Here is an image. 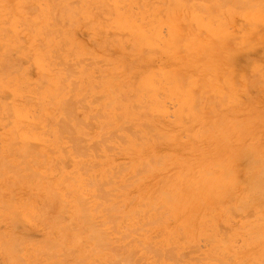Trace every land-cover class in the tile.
<instances>
[{"label": "rangeland", "instance_id": "rangeland-1", "mask_svg": "<svg viewBox=\"0 0 264 264\" xmlns=\"http://www.w3.org/2000/svg\"><path fill=\"white\" fill-rule=\"evenodd\" d=\"M164 1L0 0V206H4L0 207V264H82V261L83 264H264V199H257L260 194L257 189L260 188L253 185L257 177L261 179L259 176L264 175V0H254L257 5L253 9L247 8L248 12L244 8L250 4L245 6L246 2L243 7L239 0L242 12L236 6L234 8L239 12L234 11L231 4L236 2L239 5L234 0H226L224 8L221 1L225 0H213L217 5L222 3L217 10L216 6L214 9L211 6L213 2L209 5L212 0H193L196 5L189 0H166V4ZM160 2L165 5L162 3V7ZM198 3H205V8L212 7L210 9L215 10L217 16L213 12L210 16L209 11L205 13L206 10L202 9L204 13L200 12ZM159 6L170 9L167 13ZM186 7L194 13L196 9L199 12L194 16ZM175 8L183 9L177 15ZM159 10L165 13L161 15ZM217 12H223L224 16ZM255 12L259 14L255 15ZM165 14L172 16L168 18ZM205 14L210 16L209 20ZM196 15L205 17L203 21L211 24V29L218 32L215 31L217 37L225 28L230 35H237L228 45L232 47L227 51L226 48L219 50L222 47L215 41V34L211 33L214 39L192 40V32H199L195 21H192ZM252 22L254 28L250 25ZM160 23L162 25L158 27ZM174 23L179 27H174ZM171 24L178 31V28L189 27L181 29L186 32L183 35V31H177L183 38L181 42L179 37L180 44L177 43L176 48H173L170 39L166 41ZM138 29L145 30L152 42L141 40ZM251 30H254V35L250 34ZM204 31L202 29V33H207ZM157 32L159 37L155 36ZM208 41L215 45V48L212 47V58H183L187 55L184 49L189 44L201 46ZM243 41L251 43L244 45ZM254 42L255 47L252 46ZM217 43L219 48H216ZM230 49L236 55L229 54ZM228 66L232 68L230 71H227ZM216 70L222 74L218 71L219 74H215ZM223 73L233 79L230 77L228 80ZM224 93L228 96L225 102L221 101L225 100L222 99ZM144 127H149L148 131ZM60 135H64L63 138ZM28 146L32 149L29 150ZM83 151L86 153L81 154ZM256 153L262 161L254 158ZM251 159L256 160L251 163ZM258 162H263L261 171L260 167L256 169ZM254 163L257 165L254 166ZM147 164L148 167L145 166ZM256 172L262 174L256 176ZM225 173L232 174L228 182L222 179ZM251 175L253 183L248 186ZM210 177L213 178L209 181ZM213 179L217 182L215 185L211 184ZM260 181L257 184L264 185V179ZM209 182L211 185H208ZM246 190H251L250 194ZM161 192L164 196L160 197ZM110 194H113L112 197ZM248 196L249 200L253 199L252 202L248 200L249 204L246 203ZM254 200L259 201H255L256 204ZM113 204L117 205L114 207L116 210H120L112 211ZM250 204L251 207L248 206ZM79 205H82L81 209ZM159 206L161 209H158ZM113 215L116 217L111 218ZM100 226L104 227L101 229ZM112 228L117 232H111ZM99 235L102 236L99 238L101 243L106 241L105 246L95 240ZM21 238H25L24 241ZM18 241H21L19 245ZM49 241L50 244H47ZM95 242L100 245L97 247ZM14 245L18 246L16 250ZM90 248L93 250L90 251ZM149 250L153 252L149 253ZM123 251L128 255H124Z\"/></svg>", "mask_w": 264, "mask_h": 264}, {"label": "bare ground", "instance_id": "bare-ground-1", "mask_svg": "<svg viewBox=\"0 0 264 264\" xmlns=\"http://www.w3.org/2000/svg\"><path fill=\"white\" fill-rule=\"evenodd\" d=\"M132 1H135V0H132ZM149 1H150V0H149ZM160 1H161V0H160ZM163 1H164V0H163ZM165 1H166V0H165ZM165 1H164V3L166 4ZM172 1H175V0H172ZM177 1H178V0H177ZM181 1H183V0H181ZM184 1H187V0H184ZM191 1H193V0H189L188 2H191ZM196 1L198 2V0H196ZM201 1H204V0H201ZM208 1H209V0H208ZM217 1H219V0H217ZM228 1L231 2L232 0H228ZM234 1H237V2L241 1V4L243 3V7H245L247 4H250V6L247 5L248 7L246 6V8H244V11H245L247 8L249 9L250 7L253 9V8L257 5V4L255 3L257 0H256V1L253 0V1H251V2H250V0H244V2H242L243 0H239V1H238V0H234ZM234 1H233V2H234ZM248 1H249V3H248ZM262 1H263V0H261V2H262ZM49 2H50V1H49ZM154 2L158 3L157 1H154ZM170 2H171V1H170ZM170 2H169V3H170ZM179 2H180V1H179ZM179 2H178V3H179ZM197 2H194V1H193L194 4L197 3ZM199 2H200V0H199ZM210 2H213V0H212V1H209V5H210ZM221 2L223 3V5H221L222 3L220 4V2H219V4H220L222 7H223V6L226 7V4L224 5V3H227V1L225 0L224 2H223V1H221ZM230 2H229V4H230ZM246 2H247V3H246ZM252 2H253V3H252ZM258 2H260V1H258ZM263 2H264V1H263ZM149 3H150V2H149ZM152 3H153V2H152ZM162 3H163V2H160L159 5H161ZM164 3H163V5H165ZM178 3H176L175 5H177ZM181 3H182V2H181ZM186 3H187V2H186ZM193 3H192V4H193ZM202 3H203V2H202ZM207 3H208V2H207ZM245 3H246V4H245ZM100 4H101V3H100ZM103 4H104V3H102L101 5H103ZM105 4H107V3H105ZM130 4H131V3H130ZM182 4H184V3H182ZM182 4H181V5L178 4V5H180V6L183 7ZM189 4H190V3H189ZM194 4H193V7H194ZM198 4L200 5L201 3H198ZM212 4H213V5H212ZM214 4H215V5H214ZM219 4H218V5H219ZM232 4H235V5H232ZM232 4H231V6H233V8H234V6H236V9L238 8L237 10H239V11H241V10L243 9V8H242V9H239L240 7H242V6L240 5V2H239V5H237L238 3L236 4V2H235V3H232ZM244 4H245V6H244ZM251 4H252V5H251ZM107 5H108V4H107ZM137 5H139V4L137 3ZM163 5H161V6L163 7ZM173 5H174V3H173ZM195 5H196V4H195ZM199 5H198L199 8H197V7H196V8H197L200 12H203L202 10H206V11H204L205 13L209 11L208 14H210V16H211V14H212V12H213L212 10L214 9L215 6H216V7H215V8H216L215 10H217V8L219 9V7H218V5H217V2H215V1H214L213 3H211V6H213V9H212V10L210 9V8H212V7L205 8V7H206L205 3H204L205 6L202 5V4H201L200 6H199ZM260 5H261V4H259L258 6H260ZM55 6H57V5H55ZM98 6H100V5H98ZM139 6H141V5H139ZM161 6H159V7L161 8ZM180 6H179V7H180ZM203 6H204V7H203ZM207 6H208V5H207ZM221 6H220V8H221ZM108 7H109V6H108ZM111 7H112V6H111ZM137 7H138V6H137ZM141 7H142V6H141ZM141 7H140V8H141ZM156 7H157V5H156ZM165 7H166V6H164V8H161V9H163V11H164ZM191 7H192V6H191ZM191 7H190V8H191ZM193 7H192L191 9H193ZM201 7H202V8H201ZM224 7H223V8H224ZM227 7L229 8V6H227ZM109 8H110V7H109ZM138 8H139V7H138ZM160 8H159V9H160ZM168 8L170 9V7H168V6H167V8L165 9V11H166L167 13H168V11H167ZM186 8L189 10V12H193V15H194V16H195V14H197V11H198V10H197L196 8H195V9H196V13H194L195 11H190V9H189L188 7H186ZM204 8H205V9H204ZM13 9H14V8H13ZM111 9H112V8H111ZM141 9H142V8H141ZM180 9H181V8H179V9H178V8H175V14H176V12H177V15H178V13H180V11H181L183 8H182L181 10H180ZM201 9H202V10H201ZM209 9H210V10H209ZM230 9H231V7H230ZM248 9H247V12H248ZM137 10H140V9H137ZM149 10H150V9H149ZM154 10H155V9H154ZM215 10H214V12H213L214 14H216ZM222 10H223V9L221 8V11H222ZM237 10H235V8H234V11L239 12V11H237ZM254 10H255V9H254ZM111 11L113 12V10H111ZM127 11H128V10H127ZM170 11H171V10H170ZM199 11H198V12H199ZM227 11H229V10H227ZM128 12H129V11H128ZM155 12L157 13L158 11H155ZM159 12H160V10H159ZM159 12H158V13H159ZM173 12H174V11H173ZM204 12H203V13H204ZM241 12H242V11H241ZM253 12H254V11H253ZM160 13H161V15H162L163 12L161 11ZM164 13H165V12H164ZM164 13H163V14H164ZM217 13H220V15L222 14V16H224L223 12H222V13H221V12H217ZM229 13H231L230 11L228 12V15H231V14H229ZM243 13H245V12H243ZM251 13H252V12H251ZM251 13H250V14H251ZM49 14H50V13H49ZM95 14H96V13H95ZM254 14H255V15H258L259 13L256 14V12H255ZM254 14H253V15H254ZM99 15H100V14H99ZM165 15H167V14H165ZM172 15H173V13H172ZM172 15H171V16H172ZM191 15H192V14H191ZM205 15H206V14H205ZM220 15L218 14V17H219ZM245 15H246V18H247V17H248L247 14H245ZM253 15H251V16H253ZM52 16H53V14H52ZM52 16H51V17H52ZM158 16H160V15H158ZM171 16H169V17H171ZM173 16H174V15H173ZM196 16H197V15H196ZM207 16H208V15H206V17H207ZM210 16H208V20H209V17H210ZM216 16H217V14H216ZM249 16H250V15H249ZM251 16H250V17H251ZM99 17H100V16H99ZM156 17H157V16H156ZM156 17H155V18H156ZM162 17H164V15H163ZM165 17H166V16H165ZM165 17H164V18H165ZM167 17H168V15H167ZM169 17H168V18H169ZM212 17H213V16H212ZM212 17H211V18H212ZM253 17H254V16H253ZM253 17H252V18H253ZM95 18H96V17H95ZM153 18H154V16H153ZM158 18H160V17H158ZM158 18H157V19H158ZM164 18H162V19H164ZM168 18H167V19H168ZM174 18H175V17H174ZM191 18H192V17H191ZM195 18H196V19H195V20H192V21H193V22L195 21V24L197 25V28L199 29L198 31H199L200 33L198 32V33H196V34H195V33L193 34V32H192V35H193V36H191V37L193 38L192 40L196 39V40L204 41V40H208V39L212 36L211 34H213V35L215 34V36H216V32H217V31L215 30V31H216V32H215L214 30L211 29V24L207 23L206 21H205V22L203 21V19H204L205 17H202V16L199 17V16H197V17H195ZM214 18H215V17H213V19H214ZM220 18H221V17H220ZM257 18H258V20H259V17H258V16H257ZM257 18H254V19H257ZM157 19H156V20H157ZM165 19H166V18H165ZM165 19H164V20H165ZM175 19L177 20L178 18L176 17ZM179 19H180V18H179ZM192 19H193V18H192ZM206 19H207V18H206ZM206 19H205V20H206ZM249 19H250V18H248V20H249ZM254 19H252V20L254 21ZM169 20H172V19H169ZM258 20H256L255 22H258ZM158 21H160V19H159ZM178 21H179V20H177V22H178ZM213 21H214V20H213ZM216 21H217V19H216ZM218 21H219V19H218ZM53 22H54V21H53ZM162 22H163V20H162ZM171 22H172V21H171ZM173 22H175V21H173ZM177 22H176V23H177ZM249 22H250V21H249ZM156 23L159 24V22H156ZM166 23H167V22H166ZM176 23H174V24H176ZM181 23H182V22H181ZM190 23H191V20H190ZM190 23H189V25L191 26ZM211 23H212V21H211ZM252 23H253V22H252ZM53 24H54V23H53ZM164 24H165V23H164ZM168 24H169V23H168ZM182 24H183V23H182ZM184 24H185V23H184ZM186 24H188V23H186ZM256 24H257V23H256ZM55 25H56V24H55ZM161 25H162V24L160 23V25H157V26L159 27V26H161ZM165 25H166V24H165ZM169 25H170V24H169ZM171 25H172V24H171ZM180 25H181V24H180ZM196 25H195V26H196ZM212 25H213V24H212ZM250 25L252 26V25H254V23H253V24H250ZM250 25L248 24V26L251 28ZM50 26H51V25H50ZM50 26H49V27H50ZM62 26H63V25H62ZM175 26H178V27H179V25H177V24L174 25V27H175ZM184 26H185V25H184ZM184 26H183V27H184ZM192 26H194V25H192ZM263 26H264V25H263ZM51 27H52V26H51ZM53 27H55V26L53 25ZM166 27H167V26H166ZM174 27H173V25H172V27H171V26H169V28L167 27V28H168V38H167L166 41H168V40L170 39V41H171L170 43H172L171 45L173 46V48H176V47L178 46L177 43L180 44V42H178V41H179L180 38H181L180 35L178 34V32L181 33L180 31L186 30V28H189V27L185 26V27H186L185 29L181 28V29H183V30H181L180 28H178L180 31H178V30H177L176 28H174ZM181 27H182V25H181ZM224 27H225V26H224ZM243 27H244V26H243ZM260 27H261V26H260ZM62 28H63V27H62ZM193 28L195 29V27H193ZM193 28H192V29H193ZM197 28H196V29H197ZM213 28H214V26H213ZM245 28H246V27H245ZM252 28H254V27L252 26ZM258 28H259V27H258ZM58 29H59V28H58ZM190 29H191V28H190ZM202 29H203V30L205 29V31H206L207 33H202ZM219 29H220V28H218L217 30L219 31ZM248 29H249V28H248ZM255 29H256V28H255ZM53 30H55V29H53ZM256 30H257V29H256ZM138 31H140V37H141V40L146 41V42H150V43L152 42V39L149 38V36H148V34H147V32H146L145 30H140V29H138ZM177 31H178V32H177ZM192 31H193V30H192ZM205 31H204V32H205ZM245 31H246V30H245ZM251 31H252V30H251ZM253 31H254V30H253ZM253 31H252L250 34H252ZM59 32H60V31H59ZM188 32H189V31H188ZM190 32H191V30H190ZM212 32H215V33H212ZM220 32L222 33V35H221L220 37H219V36H218V37L216 36L215 41L219 42V44H220V46H221L222 48H219L218 43H217V45H216V46H218V47H216V48H219V50H220V49L223 50V49L226 48V51H227V48H229V47L231 48V47H232V46H229V47H228V45L230 44V42L232 41V39H234L233 37H235V36H237V35H235V36L230 35V34L226 31V28H225V30H222V31H220ZM255 32H256V31H255ZM261 32H262V31H261ZM10 33H12V32H10ZM101 33H103V32H101ZM116 33H117V32H116ZM184 33H186V32L183 31L182 35H183ZM210 33H211V34H210ZM217 33H218V32H217ZM59 34H60V33H59ZM117 34H118V33H117ZM126 34H127V33H126ZM126 34H123V35L126 36ZM235 34H236V33H235ZM250 34H249V35H250ZM258 34H260V33L258 32ZM121 35H122V34H120L119 36L122 37ZM159 35H160V34H159L158 32L155 34L156 37H159ZM190 35H191V34H190ZM218 35H219V34H218ZM247 35H248V34H247ZM249 35H248V36H249ZM253 35H254V33H253ZM253 35H251V36H253ZM97 36H98V35H97ZM128 36H129V35H128ZM185 36H186V34H185ZM248 36H247V39L249 40ZM257 36H259V35H257ZM11 37H12V36H11ZM75 37H76V36H75ZM179 37H180V38H179ZM238 37H240V36H238ZM243 37H244V36H243ZM100 38H101V37H100ZM182 38H183V37H182ZM182 38H181V40H180L181 42H182ZM184 38H187V37H184ZM211 38H212V37H211ZM96 39H97V38H96ZM178 39H179V40H178ZM212 39H214V38H212ZM237 39H239V38H237ZM244 39H245V38H244ZM244 39H243V40H244ZM209 40H210V39H209ZM213 41H214V40H213ZM233 41H234V40H233ZM254 41H255V39H254ZM168 42H169V41H168ZM168 42H166V46H169ZM210 42H211V41H208L205 45L203 44V45H201V46H200V45H199V46H196L197 44H196V45H194V44H192V45L189 44L190 46H187V47H186L187 49H184V50L187 52V55H185V56L183 55V58H184V59L186 58V59H189V60H192L194 57H196V58H202V59H203L204 57L210 58V57L212 56L213 48H215V47H214V46H215L214 43H212V44L214 45V46H212ZM237 42H238V41H237ZM237 42H236V43H237ZM245 42H247V41H243L244 45H245V44L247 45V44H250V43H251V42L248 43L249 41H248L247 43H245ZM60 43H61V42H60ZM200 43H201V42H200ZM236 43H235V44H236ZM167 44H168V45H167ZM254 44H255V42L253 43L252 46H254ZM232 45H233V44H232ZM244 45H243V46H244ZM172 46H171V47H172ZM235 46H236V45H235ZM125 47H126V46H125ZM181 47H182V45H181ZM212 47H213V48H212ZM233 47H234V46H233ZM254 47H255V46H254ZM254 47H253V49H254ZM0 48H1V47H0ZM210 48H211V49H210ZM234 48H235V47H234ZM20 49H21V48H20ZM62 49H63V48H62ZM88 49H89V48H88ZM125 49H126V48H125ZM169 49H170V48H169ZM236 49H237V48H236ZM236 49H235V50H236ZM11 50H12V49H11ZM172 50H173V49H172ZM179 50H181V49H179ZM235 50H234V51H235ZM238 50H240V47H238ZM14 51H15V50H14ZM63 51H64V50H63ZM177 51H178V50H177ZM89 52H90V51H89ZM174 52H175V51H174ZM180 52H181V51H180ZM216 52H217V50H216ZM218 52H219V51H218ZM218 52H217V54H218ZM220 52H221V51H220ZM230 52L232 53L233 51L230 49V50L228 51V53L231 54ZM141 53H142V52H141ZM177 53L179 54V52H176V54H177ZM236 53H237V52H236ZM238 53H239V51H238ZM238 53H237V55H238ZM71 54H73V53L71 52ZM233 54H235V53H232V55H233ZM56 55H57V54H56ZM220 55H221V54H219V56H220ZM235 55H236V54H235ZM57 56H58V55H57ZM73 56H74V55H73ZM214 56H215V55H214ZM214 56H213V57H214ZM180 57H181V56H180ZM53 58H54V57H53ZM60 58H61V57H60ZM60 58H58V59H60ZM183 58H182V59H183ZM196 58H195V59H196ZM211 58H212V57H211ZM216 58H219V57L217 56ZM84 59L86 60V58H84ZM80 60H81V59H80ZM215 60L217 61V59H215ZM215 60H214V61H215ZM236 60H237V59H236ZM62 61H63V60H62ZM197 61H198V60H197ZM96 62H97V61H96ZM100 62H101V61H100ZM81 63H83V62H81ZM70 64H71V63H70ZM84 64H85V63H84ZM97 64H98V63H97ZM194 64L196 65V63H194ZM236 64H237V63H236ZM91 65H92V64H91ZM101 66H102V65H101ZM196 66H197V65H196ZM209 66H210V65H209ZM259 66H260V65H259ZM190 67H191V66H190ZM73 68H74V67H73ZM223 68H224V67H223ZM228 68H229V69H228ZM228 68H227V69H228L227 71H230V70L232 69V68L230 69L229 66H228ZM191 69H192V67H191ZM256 69H257V68H256ZM207 70H208V69H207ZM207 70H205V71H207ZM210 70H211V68H210ZM224 70H225V69H223V72H224ZM200 71H201V69H200ZM203 71H204V70H203ZM217 71H218V70H216V73H215V74H217L218 72H220V71H218V72H217ZM227 71H225V72H227ZM258 71H260V70L258 69ZM258 71H257V72H258ZM76 72H77V71H76ZM97 72H98V71H97ZM231 72H232V71H231ZM255 72H256V70H255ZM72 73H73V72H72ZM205 73H206V72H205ZM207 73H208V72H207ZM207 73H206V74H207ZM220 73H221V72H220ZM227 73H228V72H227ZM201 74H203V73H201ZM206 74H204L205 76H204L203 78L206 77ZM218 74H219V73H218ZM221 74H222V73H221ZM223 74H224V73H223ZM225 74H226V73H225ZM225 74H224V75H225ZM231 74L233 75V72H232ZM224 75H222V76H224ZM72 76H73V75H72ZM181 77H182V76H181ZM209 77H211V76H209ZM225 77H226V78L228 77V80H229V78H230L231 76H229V75L227 74V75H225ZM217 78H218V77H217ZM220 78H222V77H220ZM231 78L233 79V77H231ZM218 79H219V78H218ZM218 79H217V80H218ZM116 80H117V79H116ZM213 80H214V79H212V80H210V81H213ZM221 80H222V79H221ZM223 80H224V79H223ZM223 80H222V81H223ZM244 80H245V79H243V81H244ZM73 81H74V80H73ZM226 81H227V80H226ZM202 82H203V81H202ZM204 82H205V81H204ZM218 82L222 84V82H221L220 80H219ZM185 83H186V82H185ZM225 83H226V82H224V84H225ZM182 84H183V82H182ZM205 84H206V83H205ZM230 84H231V82H230ZM76 85H77V84H76ZM76 85H75V86H76ZM184 85H185V84H184ZM214 85H215V84H214ZM225 85H226V84H225ZM44 86H45V85H44ZM100 86H101V85H100ZM42 87H43V86H42ZM98 87H99V86H98ZM234 87H235V86H234ZM234 87H232V88H234ZM38 88H40V87H38ZM96 88H97V87H96ZM116 88H117V87H116ZM73 89H74V88H73ZM76 89H77V88H76ZM109 89H110V88H109ZM234 89H235V88H234ZM221 90H222V89H221ZM223 90H224V89H223ZM235 90H236V89H235ZM219 91H220V90H219ZM117 92H118V91H117ZM224 92H225V91H224ZM222 93H223V92H222ZM112 94H114V93H112ZM225 94H226V93L223 94L224 96L222 97V99H223V98L225 99L226 97H228V96H225ZM195 95H196V94H195ZM226 95H227V94H226ZM113 96H114V95H113ZM231 96H232V95H231ZM69 97H70V96H69ZM69 97H68V98H69ZM72 97H73V96H72ZM90 97H91V96H90ZM219 97H220V96H219ZM96 98H97V97H96ZM196 98H197V97H196ZM198 98H199V97H198ZM209 98H210V97H209ZM211 98H213V97H211ZM231 98H232V97H231ZM86 99H87V98H86ZM98 99H99V98H98ZM229 99H230V98H229ZM64 100H65V99H64ZM96 100H97V99H96ZM197 100H198V99H197ZM213 100H214V98H213ZM213 100H212V101H213ZM71 101H72V100H71ZM221 101H224V102H225V101H227V100L225 99V100H221ZM230 101H232V100L230 99ZM65 102H66V100H65ZM92 102H93V101H92ZM210 102H211V101H210ZM228 102H229V101H228ZM233 102H235V101H233ZM260 102H261V101H260ZM97 103H98V102H97ZM111 103H112V102H111ZM133 103H134V102H133ZM66 104H67V102H66ZM76 104H77V103H76ZM93 104H94V103H93ZM211 104H212V102L210 103V105H211ZM63 105H64V104H62V106H63ZM107 105H108V104H107ZM194 105H195V102H194ZM238 105H240V104H238ZM109 106H110V105H109ZM76 107H78V106H76ZM86 107H87V105H86ZM98 107H99V104H98ZM84 108H85V107H84ZM138 108H139V107H138ZM141 108L143 109V107H141ZM193 108H194V110L196 109L195 107H193ZM253 108H254V107H253ZM76 109H77V108H76ZM135 109L137 110V108H135ZM207 109H208V108H207ZM63 110H64V108H63ZM73 110H74V108H73ZM196 110H197V109H196ZM196 110H195V111H196ZM60 111H61V110H60ZM64 111H66V110H64ZM197 111H198V110H197ZM197 111H196V112H197ZM9 112H10V111H9ZM70 112H71V111H70ZM70 112H69V113H70ZM69 113H67V114H69ZM198 113H199V112H198ZM210 113H211V112H210ZM51 114H52V113H51ZM63 114H64V112H63ZM71 114H72V113H71ZM76 114H77V113H76ZM206 114H209V112L206 113ZM65 115H66V114H65ZM69 115H70V114H69ZM92 116H93V114H92ZM210 116H211V115H210ZM35 117H36V116H35ZM65 117H66V116H65ZM73 117H74V116H73ZM116 117H117V116H116ZM168 117H169V116H168ZM92 118H93V117H92ZM103 118H104V117H103ZM255 118H256V117H255ZM4 119H5V118H4ZM67 119H68V118H67ZM67 119H66V120H67ZM69 119H70V116H69ZM78 119H79V118H78ZM93 119H94V118H93ZM119 119H121V118H119ZM202 119H203V118H202ZM70 120H71V119H70ZM81 120H82V119H81ZM81 120H80V121H81ZM88 120H89V119H88ZM90 120H91V119H90ZM258 120H259V119H258ZM78 121H79V120H78ZM96 121H97V120H96ZM136 121H137V120H136ZM159 121H160V120H159ZM201 121H202V120H201ZM234 121H235V120H234ZM248 121H249V120H248ZM68 122H69V121H68ZM70 122H71V121H70ZM89 122H90V121H89ZM56 123H57V122H56ZM61 123H62V122H61ZM63 123H64V122H63ZM79 123H80V122H79ZM124 123H126V122H124ZM220 123H221V122H220ZM59 124H60V123H59ZM68 124H70V123H68ZM75 124H76V123H75ZM221 124H223V123H221ZM54 125H56V124H54ZM77 125H78V124H77ZM86 125H87V124H86ZM90 125H91V124H90ZM96 125H97V124H95V126H96ZM144 125H147V124L145 123ZM218 125H219V124H218ZM241 125H242V124H241ZM241 125H240V126H241ZM252 125H253V124H252ZM69 126H70V125H69ZM79 126H80V125H79ZM211 126H212V125H211ZM47 127H48V126H47ZM60 127H61V126H60ZM129 127H130V126H129ZM132 127H133V126H132ZM141 127H142V125H141ZM149 127H151V126H149ZM149 127H147V128H149ZM152 127H153V126H152ZM235 127H236V126H235ZM237 127H238V126H237ZM48 128H49V127H48ZM58 128H59V126H58ZM64 128H65V127H64ZM72 128L75 129V127H72ZM92 128H93V127H92ZM123 128H124V127H123ZM127 128H128V127H127ZM130 128H131V127H130ZM144 128L147 129L146 127H144ZM153 128H154V127H153ZM155 128H156V127H155ZM155 128H154V129H155ZM74 129H72V130H74ZM87 129H88V128H87ZM90 129H91V128H90ZM124 129H125V128H124ZM154 129H153V130H154ZM156 129H157V128H156ZM158 129H159V128H158ZM164 129H166V128H164ZM194 129H195V128H194ZM209 129H212V128H209ZM66 130H67V129H66ZM91 130H92V129H91ZM133 130H134V129H133ZM61 131H63V129H62ZM74 131H75V130H74ZM113 131H114V130H113ZM120 131H122V130H120ZM120 131H119V132H120ZM130 131H131V129H130ZM147 131H148V129H147ZM150 131H151V129H150ZM180 131H182V130H180ZM59 132H60V131H59ZM69 132H70V131H69ZM133 132H135V131H133ZM153 132H154V131H153ZM191 132H192V131H191ZM204 132H205V131H204ZM213 132H214V131H213ZM261 132H262V131H261ZM61 133H62V132H61ZM63 133H64V131H63ZM63 133H62V134H63ZM67 133H68V132H67ZM126 133H127V132H126ZM128 133H130V132H128ZM137 133H138V132H137ZM155 133H156V132H155ZM71 134H72V133H71ZM71 134H70V135H71ZM106 134H107V133H106ZM106 134H105V135H106ZM201 134H203V131H202ZM206 134H207V132H206ZM206 134H205V135H206ZM135 135H136V134H135ZM135 135H134V136H135ZM147 135H149L148 132H147ZM152 135H153V134H152ZM60 136L62 137V136H64V135H60ZM68 136H69V135H68ZM130 136H131V135H130ZM138 136H139V135H138ZM156 136H157V135H156ZM162 136H163V135H162ZM184 136H186V135H184ZM221 136H222V135H221ZM61 137H60V138H61ZM103 137H104V136H103ZM112 137L115 138V136H112ZM116 137H117V136H116ZM131 137H132V136H131ZM200 137H201V136H200ZM62 138H63V137H62ZM64 138H65V137H64ZM120 138H121V137H120ZM120 138H119V140H120ZM122 138H123V137H122ZM135 138H136V136H135ZM140 138H141V137H140ZM158 138H159V137H158ZM158 138H157V139H158ZM161 138H162V137H161ZM165 138H166V137H165ZM77 139H78V138H77ZM124 139H125V137H124ZM132 139H133V138H132ZM148 139H149V138H148ZM155 139H156V138H155ZM159 139H160V138H159ZM247 139H248V138H247ZM60 140H61V139H60ZM60 140H59V141H60ZM71 140H72V139H71ZM81 140L83 141V139H81ZM112 140H113V139H111V141H112ZM140 140H141V139H140ZM140 140H139V141H140ZM145 140H146V139H145ZM160 140H161V139H160ZM187 140H189V139H187ZM215 140H217V139H215ZM215 140H214V141H215ZM73 141H74V140H73ZM79 141H80V140H79ZM82 141H81V142H82ZM137 141H138V140H137ZM226 141H227V140H226ZM254 141H255V140H254ZM76 142H77V141H76ZM108 142H109V141H108ZM114 142H116V141H113V143H114ZM120 142H122V141H120ZM125 142H126V140H125ZM125 142H123V143L126 144ZM140 142H141V141H140ZM176 142H177V141H176ZM74 143H75V142H74ZM161 143H162V142H161ZM31 144H32V143H31ZM34 144H35V143H34ZM77 144H78V143H77ZM84 144H85V142L83 143V145H84ZM96 144H97V143H96ZM80 145H81V144H80ZM83 145H82V146H83ZM121 145H122V143H121ZM138 145H139V144H138ZM74 146H75V145H74ZM74 146H73V147H74ZM123 146H124V145H123ZM134 146H135V145H134ZM170 146H171V145H170ZM28 147H29V146H28ZM78 147H80V146H78ZM92 147H93V146H92ZM96 147H97V146H96ZM98 147H99V146H98ZM108 147H109V146H108ZM217 147H218V146H217ZM244 147H245V146H244ZM30 148H31V147H29V150H30ZM71 148H72V147H71ZM80 148H81V147H80ZM109 148H110V147H109ZM134 148H135V147H134ZM31 149H32V148H31ZM39 149H40V148H39ZM64 149H65V148H64ZM64 149H63V150H64ZM82 149H83V148H82ZM82 149H81V150H82ZM105 149H106V148H105ZM26 150H27V149H26ZM61 150H62V149H61ZM85 150L89 151L88 149H85ZM85 150H84V151H85ZM92 150H94V149L92 148ZM110 150H111V148H110ZM32 151H33V150H32ZM74 151H75V150H74ZM84 151H83L81 154H83ZM108 151H109V150H108ZM242 151H243V150H242ZM242 151H239V152H242ZM244 151H245V150H244ZM51 152H52V151H51ZM53 152H54V151H53ZM64 152H65V151H64ZM192 152H193V151H192ZM239 152H238V153H239ZM246 152H247V151H246ZM72 153H73V151H72ZM85 153H86V152H85ZM85 153H84V154H85ZM186 153H187V152H186ZM236 153H237V152H236ZM242 153H243V152H242ZM247 153H248V152H247ZM249 153H250V151H249ZM22 154H23V153H22ZM29 154H31V153H29ZM29 154H28V155H29ZM51 154H52V153H51ZM65 154H66V152L64 153V155H65ZM95 154L97 155V152H95ZM196 154H197V153H196ZM11 155H12V154H11ZM31 155H32V154H31ZM35 155H36V154H35ZM35 155H34V156H35ZM44 155H45V154H44ZM90 155H91V154H90ZM236 155H239V154H236ZM243 155H244V154H243ZM252 155H254V152L252 153ZM252 155H251V156H252ZM16 156H17V155H16ZM18 156H19V155H18ZM97 156H98V155H97ZM112 156H113V155H112ZM241 156H242V155H241ZM247 156H248V155H247ZM258 156H259V155H258ZM22 157H23V156H22ZM28 157H29V156H28ZM36 157H37V156H36ZM43 157H44V156H43ZM66 157H67V156H66ZM76 157H77V156H76ZM82 157H83V155H82ZM164 157H166V156H164ZM169 157H171V156H169ZM169 157H168V158H169ZM238 157H239V156H238ZM253 157H254V156H253ZM25 158H26V157H25ZM25 158H24V159H25ZM33 158H34V157H33ZM38 158H39V157H38ZM44 158H45V157H44ZM179 158H181V157H179ZM250 158H252V157H250ZM254 158H256V159L259 158V157H257V153L255 154V157H254ZM24 159H23V161H24ZM159 159H160V158H159ZM162 159H164V158H162ZM165 159H167V157H166ZM171 159H172V158H171ZM230 159H231V158H230ZM239 159H240V158H239ZM241 159H242V158H241ZM252 159H253V158H252ZM252 159H251V160H252ZM256 159L252 160L251 163H253ZM26 160H27V159H26ZM31 160H33V159H31ZM31 160H30V161H31ZM36 160H37V159H36ZM44 160H45V159H44ZM58 160H59V159H58ZM62 160H63V159H62ZM62 160H61V161H62ZM259 160L262 161V159H260V158H259ZM263 160H264V158H263ZM4 161H5V160H4ZM20 161H21V159H20ZM161 161H162V160H161ZM176 161H177V160H176ZM249 161H250V160H249ZM257 161H258V160H257ZM55 162H56V161H55ZM150 162H151V159H150ZM159 162H160V161H159ZM191 162H192V161H191ZM237 162H238V161H237ZM31 163H32V161H31ZM36 163H37V162H36ZM141 163H142V162H141ZM144 163H145V162H144ZM156 163H158V162H156ZM247 163H248V161H247ZM258 163L261 164V165L258 164V165H259V166H258V165L255 164V163H254L255 165H254V164H250V165H254V166L257 165V168H256V167H255V168H256L257 170H259V167H260V170H259V171H261V167L263 166V162H261V163L258 162ZM28 164H29V163H28ZM43 164H44V163H43ZM69 164H70V163H69ZM89 164H90V163H89ZM104 164H105V163H104ZM152 164H153V163H152ZM161 164H162V163H160L159 165H161ZM34 165L36 166V164H34ZM55 165H56V164H55ZM61 165H62V164H61ZM95 165H96V164H95ZM97 165H98V164H97ZM120 165H121V164H120ZM127 165H128V164H127ZM127 165H126V166H127ZM142 165H144V164H142ZM142 165H141V167H142ZM150 165H151V163H150ZM247 165H248V164H247ZM250 165H249L248 168L251 167ZM11 166H12V165H11ZM11 166H10V167H11ZM18 166H20V164H19ZM31 166H32V165H31ZM82 166H84V165H82ZM85 166H86V165H85ZM122 166H123V165H122ZM145 166L148 167V164L145 165ZM157 166H158V165H157ZM235 166H236V165H235ZM3 167H4V166H3ZM14 167H15V166H14ZM65 167H66V166H65ZM88 167H89V166H88ZM118 167H119V166H118ZM149 167H150V166H149ZM174 167H175V166H174ZM241 167H242V166H241ZM15 168H17V167H15ZM15 168H14V169H15ZM85 168H86V167H85ZM89 168H90V167H89ZM128 168H130V167H128ZM128 168H126L125 170H127ZM137 168L140 169L138 166H137ZM144 168H145V167H144ZM144 168H143V169H144ZM150 168H151V167H150ZM150 168H148V170H149ZM1 169H2V167H1ZM4 169H5V168H4ZM10 169H11V168H10ZM14 169H13V170H14ZM17 169H19V168H17ZM24 169H25V168H24ZM31 169H32V168H31ZM58 169H59V168H58ZM110 169H111V168H110ZM118 169H119V168H118ZM120 169H121V168H120ZM120 169H119V170H120ZM123 169H124V167H123ZM262 169L264 170V168H262ZM46 170H47V168H46ZM111 170H112V169H111ZM119 170H118V171H119ZM148 170H147V171H148ZM151 170H152V169H151ZM249 170H250V171L254 170V167L252 166V170H251V169H249ZM249 170H247V171H249ZM257 170H256V171H257ZM19 171H20V169H19ZM47 171H48V170H47ZM85 171H86V170H85ZM112 171H113V170H112ZM122 171H123V170H122ZM135 171H136V170H135ZM138 171H139V170H138ZM144 171H145V170H144ZM144 171H142V172H143L142 175H144ZM109 172H110V171H109ZM123 172H124V171H123ZM127 172H128V171H127ZM150 172H152V171H150ZM150 172L148 171V173H150ZM262 172H263V171H262ZM33 173H34V172H33ZM35 173H36V172H35ZM38 173H39V172H38ZM85 173H86V172H85ZM103 173H105V172H103ZM121 173H122V172H121ZM145 173H146V172H145ZM199 173H201V172H199ZM230 173H233V172H230ZM230 173H227L229 176H227V174L225 173L227 179H226L225 175H223L224 177H223L222 179L225 178V180L228 182V181L230 180V179H228V177L230 178V176L232 175V174H230ZM258 173H259V172H256L255 175L258 174ZM260 173H261V172H260ZM260 173H259V174H260ZM263 173H264V172H263ZM113 174H114V173H113ZM116 174H117V173H116ZM133 174H134V173H133ZM135 174H136V172H135ZM244 174H245V173H244ZM250 174H251V173H250ZM250 174H249V175H250ZM259 174H258V175H259ZM261 174H262V173H261ZM1 175H2V173H1ZM6 175H7V174H6ZM40 175H41V174H40ZM40 175H39V176H40ZM97 175H98V174H97ZM99 175H100V174H99ZM107 175H108V174H107ZM114 175H115V174H114ZM114 175H113V176H114ZM140 175H141V173H140ZM199 175H200V174H199ZM206 175H210V174L206 173ZM249 175H248V176H249ZM253 175H254V174H253ZM253 175L250 176V177H251V178H250L251 180L248 179V180H250V183L247 184L248 186H249V184L253 183V182H251V181H253L252 179H254V178H253ZM255 175H254V176H255ZM262 175H263V174H262ZM262 175L259 176V177H261V179H260V178L258 179V177H257V180H255V181H257V182L259 183V180H261L260 183L263 182L262 179H264V178H262V177H264V175H263V176H262ZM2 176H3V175H2ZM28 176H29V175H28ZM39 176H38V177H39ZM121 176H122V175H121ZM133 176H134V175H133ZM181 176H182V175H181ZM233 176H234V175H233ZM256 176H257V175H256ZM256 176H255V177H256ZM34 177H35V176H34ZM48 177H49V176H48ZM97 177H98V176H97ZM136 177H137V176H136ZM184 177H185V176H184ZM43 178H45V177H43ZM67 178H70V177H66V179H67ZM111 178H113V177H111ZM111 178H110V179H111ZM114 178H115V177H114ZM212 178H213V177L208 178L209 181H210V179H212ZM32 179H33V178H31V180H32ZM34 179H35V178H34ZM36 179H37V178H36ZM36 179H35V180H36ZM41 179H42V178H40V180H41ZM117 179H120V178H117ZM128 179H129V178H128ZM128 179H127V180H128ZM208 179H207V182H208ZM239 179H240V178H239ZM246 179H247V178H246ZM255 179H256V178H255ZM40 180H39V181H40ZM93 180H94V179H93ZM129 180H130V179H129ZM132 180H133V179H132ZM138 180H139V179H137V181H138ZM220 180H221V179H220ZM108 181H109V180H108ZM110 181L112 182V180H110ZM110 181H109V182H110ZM135 181H136V180H135ZM135 181H134V184H135ZM145 181H146V180H145ZM217 181H218V180H217ZM221 181H222V180H221ZM221 181H220V182H221ZM226 181H225V182H226ZM73 182H74V181H73ZM87 182H88V181H87ZM97 182H98V181H97ZM104 182H105V180H104ZM109 182H107V183H109ZM138 182H140V181H138ZM207 182H206V183H207ZM213 182H214V179H213ZM213 182H212L211 184H214V185H215V184L217 183V182H214V183H213ZM222 182H223V181H222ZM248 182H249V181H248ZM257 182H256V183H253V185H254V184L258 185L257 188H260V189H257L258 191L260 190V194H259L260 197L257 195V199H260V198H263V199H264V185H262V183H261V185H262V186H261L260 184H257ZM17 183H18V182H17ZM88 183H89V182H88ZM136 183H137V182H136ZM91 184H92V183H91ZM91 184H90L89 186H91ZM101 184H102V183H101ZM137 184H138V183H137ZM209 184H210V182L208 183V185H209ZM211 184H210V185H211ZM238 184H239V183H238ZM263 184H264V183H263ZM94 185H95V183H94ZM104 185H105V184H104ZM110 185H111V184H110ZM112 185H113V183H112ZM129 185H130V184H128V186H129ZM132 185H133V183H132ZM197 185H198V184H197ZM220 185H221V184H220ZM220 185H218V186H220ZM234 185H235V184H234ZM244 185H246V183H245ZM251 185H252V184H251ZM251 185H250V186H251ZM119 186H120V185H119ZM212 186H213V185H212ZM212 186H210V187H212ZM83 187H84V186H83ZM86 187H88V186L86 185ZM92 187H93V186H92ZM98 187H99V186H98ZM121 187H122V186H121ZM123 187H124V186H123ZM130 187H131V185H130ZM177 187H178V186H177ZM181 187H182V186H181ZM79 188H80V185H79ZM101 188H103V185H102ZM119 188H120V187H119ZM126 188H128V187L126 186ZM255 188H256V186H254L253 189L255 190ZM176 189L179 190V187L176 188ZM185 189H186V188H185ZM247 189H248V188H247ZM95 190H96V189H95ZM114 190H116V189H114ZM124 190H125V189H124ZM177 190H176V191H177ZM195 190H196V189H195ZM228 190H229V189H228ZM251 190H252V189H251ZM251 190H250V191H251ZM116 191H117V190H116ZM197 191H198V190H197ZM244 191H245V190H244ZM246 191H247V190H246ZM250 191H247V192L250 194ZM72 192H73V191H72ZM75 192H76V191H75ZM97 192H98V191H97ZM141 192H142V191H141ZM183 192H184V191H183ZM183 192H182V193H183ZM230 192H231V191H230ZM242 192H243V191H242ZM253 192H254V191H253ZM253 192H251V193H253ZM55 193H56V192H55ZM55 193H54V195H55ZM77 193H78V192H77ZM102 193H103V192H102ZM104 193H106V192H104ZM111 193H112V192H111ZM113 193H114V192H113ZM162 193H163V192H161L160 197H161V196H164V194H162ZM248 193H247V194H248ZM258 193H259V192H258ZM258 193H256V194H258ZM157 194H158V193H157ZM167 194H168V193H167ZM167 194H166V195H167ZM228 194H231V193H228ZM245 194H246V193H245ZM56 195H57V194H56ZM110 195H111V194H110ZM112 195H113V194H112ZM112 195H111L110 197H112ZM183 195H184V193H183ZM224 195H225V194H224ZM67 196H68V195H67ZM93 196H94V195H93ZM134 196H135V195H134ZM168 196H169V194H168ZM168 196H167V197H168ZM181 196H182V195H181ZM184 196H185V195H184ZM228 196H229V195H228ZM249 196H250V195H249ZM249 196H248V199H247V201H246V203L248 202V204L250 203L249 201H251V202L253 201V199H250V200H249ZM253 196H254V194H253ZM68 197H69V196H68ZM91 197H92V196H91ZM106 197H107V195H106ZM108 197H109V195H108ZM108 197H107V198H108ZM115 197H116V196H115ZM121 197H122V196H121ZM160 197H159V198H160ZM167 197H165V198L167 199ZM251 197H252V196H251ZM254 197H255V196H254ZM81 198H82V196H81ZM98 198H99V200L101 199L100 196H98ZM113 198H114V196H113ZM118 198H119V197H118ZM163 198H164V197H163ZM191 198H192V197H191ZM227 198H228V197H227ZM252 198H253V197H252ZM9 199H10V198H9ZM83 199H85V197H84ZM95 199H96V197H95ZM171 199H172V197H171ZM78 200H79V199H78ZM80 200H81V199H80ZM87 200H89V199H87ZM169 200H170V199H169ZM219 200H220V199H219ZM238 200H239V199H238ZM248 200H249V201H248ZM81 201H82V200H81ZM100 201L102 202V200H100ZM108 201H109V200H108ZM110 201H111V199H110ZM144 201H145V199H144ZM167 201H168V200H167ZM255 201H257V200H254V202H255ZM258 201H259V200H258ZM258 201H257V202H258ZM262 201H263V200H262ZM262 201H260V202H262ZM76 202H77V201H76ZM83 202H84V201H83ZM95 202H96V201H95ZM106 202H107V201H106ZM132 202H133V200H132ZM173 202H174V201H173ZM173 202H172V203H173ZM232 202H233V201H232ZM240 202H241V201H240ZM242 202H243V201H242ZM21 203H22V202H21ZM118 203H119V202H118ZM118 203H116V204H118ZM140 203H141V202H140ZM164 203H165V202H164ZM169 203H170V202H169ZM255 203H256V202H255ZM13 204H14V203H13ZM65 204H66V203H65ZM78 204H79V202H78ZM80 204H81V203H80ZM99 204H100V203H99ZM99 204H98V205H99ZM114 204H115V203H114ZM114 204H113V208H111L112 211L120 210V208L116 210L114 207H115V206L117 207V205L114 206ZM131 204H132V203H131ZM178 204H179V203H178ZM222 204H223V202H222ZM244 204H245V203H244ZM256 204H257V203H256ZM258 204H259V203H258ZM260 204H261V203H260ZM0 205H1V204H0ZM84 205H86V204L84 203ZM129 205H130V204H129ZM145 205H146V203H145ZM200 205H202V204H200ZM242 205H243V203H242ZM242 205H241V206H242ZM2 206H3V205H2ZM2 206H0V207H2ZM87 206H88V205H87ZM102 206H103V205H102ZM111 206H112V205H111ZM136 206H137V205H136ZM223 206H224V205H223ZM245 206H247V205L245 204ZM248 206L251 207L252 205L250 204V205H248ZM253 206L256 207L257 205H253ZM258 206H259V205H258ZM262 206H263V202H262ZM3 207H4V206H3ZM80 207L82 208V205H81V206L79 205V208H80ZM84 207H85V206H84ZM84 207H83L82 210H84L85 208H87V207H85V208H84ZM153 207H154V206H153ZM161 207H162V205H161ZM238 207H239V205H238ZM243 207H244V205H243ZM81 208H80V209H81ZM89 208H90V207H89ZM100 208H101V207H100ZM107 208H108V207H107ZM121 208H123V207H121ZM151 208H152V207H151ZM154 208H155V207H154ZM154 208H152V209H154ZM223 208H224V207H223ZM246 208H247V207H246ZM258 208H259V207H258ZM4 209H5V208H4ZM158 209H161L160 206H159ZM170 209H171V208H170ZM233 209H235V207H233ZM5 210H6V209H5ZM87 210H88V208H87ZM89 210H90V209H89ZM108 210H109V209H107V211H108ZM239 210H240V209H239ZM250 210H251V209H250ZM259 210H260V209H259ZM84 211H85V213H86V210H84ZM92 211H93V210H92ZM105 211H106V210H105ZM105 211H104V212H105ZM135 211H136V210H135ZM154 211H155V210H154ZM156 211H157V210H156ZM244 211H248V209H247V210L244 209ZM262 211H263V210H261V212H262ZM39 212H40V211H39ZM93 212H94V211H93ZM95 212H97V211H95ZM137 212H138V211H137ZM139 212H140V211H139ZM148 212H150V211H148ZM148 212H147V213H148ZM214 212L217 213V211H215V210H214ZM241 212H243V210H242ZM251 212H252V211H251ZM259 212H260V211H259ZM83 213H84V212H83ZM102 213H103V211H102ZM130 213H133V212H130ZM135 213H136V212H135ZM135 213H134V214H135ZM140 213H141V212H140ZM147 213H146V214H147ZM155 213H156V212H155ZM182 213H183V212H182ZM182 213H181V214H182ZM234 213H235V212H234ZM86 214H87V213H86ZM109 214H110V211H109ZM138 214H139V213H138ZM158 214H159V213H158ZM225 214H226V213H225ZM59 215H60V214H59ZM81 215H82V214H81ZM91 215H93V214H91ZM147 215H148V214H147ZM147 215H146V216H147ZM159 215H160V214H159ZM254 215H255V213H254ZM83 216H84V215H83ZM87 216H88V215H87ZM87 216H85V217H87ZM109 216H110V215H109ZM111 216H112V215H111ZM126 216H127V215H126ZM139 216H140V215H139ZM144 216H145V214H144ZM146 216H145V217H146ZM246 216H247V215H246ZM262 216H263V215H262ZM85 217H83V218H85ZM89 217H90V216H89ZM115 217H116V216H115ZM115 217H114V215H113V217H111V218H115ZM118 217H120V216H118ZM145 217H144V219H145ZM178 217H179V216H178ZM240 217H241V215H240ZM240 217H239V218H240ZM249 217H250V216H249ZM249 217H247V218H249ZM252 217H253V216H252ZM263 217H264V216H263ZM97 218H98V217H97ZM124 218H125V216H124ZM124 218H123V220H124ZM126 218H127V217H126ZM133 218H134V217H133ZM162 218H163V217H162ZM169 218H170V217H169ZM233 218H234V217H233ZM241 218H242V217H241ZM253 218H254V217H253ZM253 218H251V219H253ZM118 219H119V218H118ZM118 219H116V220H118ZM167 219H168V218H167ZM208 219H209V218H208ZM243 219H244V218H243ZM245 219H246V218H245ZM255 219H256V218H255ZM105 220H106V218H105ZM110 220H111V219H110ZM110 220H109V221H110ZM113 220H114V219H113ZM128 220H129V219H128ZM137 220H138V219H137ZM145 220H146V219H145ZM240 220H241V219H240ZM82 221H83V220H82ZM135 221H136V220H135ZM171 221H172V220H171ZM242 221H243V220H242ZM84 222L88 223V221H84ZM84 222H83V223H84ZM93 222H94V221H93ZM112 222H113V221H112ZM112 222H110V224H111ZM122 222H123V221H122ZM148 222H149V221H148ZM151 222H152V221H151ZM161 222H163V221L161 220ZM176 222H177V221H176ZM262 222H264V221H262ZM83 223H82V224H83ZM89 223H91L90 220H89ZM104 223L106 224V222H104ZM107 223H108V222H107ZM113 223H115V222H113ZM129 223H130V222H129ZM158 223L161 225L160 221H159ZM248 223H249V222H248ZM95 224H96V223H95ZM95 224H94V225H95ZM105 224H104V225H105ZM123 224H124V223H123ZM139 224H140V223H139ZM146 224H148V223H146ZM156 224H157V223H156ZM156 224H155V225H156ZM263 224H264V223H263ZM263 224H262V225H263ZM86 225H87V224H86ZM97 225H98V224H97ZM101 225H103V224H101ZM114 225H117V224L115 223ZM114 225H113V227H114ZM153 225H154V223H153ZM89 226H90V225H89ZM92 226H93V225H92ZM98 226H99V225H98ZM98 226H96V227L98 228ZM121 226H123V225H121ZM146 226H147V225H146ZM150 226H151V225H150ZM66 227H67V226H66ZM96 227H95V229H96ZM101 227H102V226H100L99 228H101ZM103 227H104V226H103ZM103 227H102V228H103ZM125 227H126V226H125ZM139 227H140V226H139ZM258 227H259L258 229H260V228H261V225L258 226ZM102 228H101V229H102ZM110 228H111V227H110ZM114 228H116V226H115ZM141 228H142V227H141ZM143 228H144V227H143ZM151 228H152V227H151ZM151 228H150V229H151ZM188 228H189V227H188ZM253 228H254V227H253ZM120 229H121V228H120ZM124 229H125V228H124ZM218 229H219V228H218ZM97 230H98V232H99L100 229H97ZM110 230H111V229H110ZM126 230H128V229H126ZM139 230H140V229H139ZM178 230H179V228H178ZM253 230H255V229H253ZM92 231H94V230H92ZM95 231H96V230H95ZM104 231H105V230H104ZM140 231H141V230H140ZM142 231H143V230H142ZM165 231H166V230H165ZM98 232H97V234L100 233V232H99V233H98ZM101 232H102V230H101ZM111 232H114V231H113V228H112V231H111ZM111 232H110V234H111ZM116 232H117V231H115L114 233H116ZM118 232H119V231H118ZM143 232H144V231H143ZM158 232H159V231H158ZM161 232H162V234H163V231H161ZM161 232H160V233H161ZM168 232H169V231H168ZM219 232H222V231H220V229H219ZM224 232H225V231H224ZM102 233H103V232H102ZM105 233H106V232H105ZM108 233H109V232H108ZM114 233H113V234H114ZM128 233H129V230H128ZM175 233H176V232H175ZM222 233H223V232H222ZM95 234H96V233H95ZM97 234H96V235H97ZM119 234H120V233H119ZM133 234H134V233H133ZM172 234H173V233H172ZM108 235H109V234H108ZM126 235H128V234H126ZM137 235H138V233H137ZM180 235H181V234H180ZM12 236H13V235H12ZM14 236H15V235H14ZM16 236H17V235H16ZM103 236H104V237H105V236L107 237V235H104V234H103ZM128 236H129V235H128ZM260 236H261V235H260ZM17 237H19V236H17ZM91 237H92V236H91ZM106 237H105V238H106ZM124 237H125V236H124ZM130 237H131V236H130ZM157 237H158V236H157ZM159 237H160V236H159ZM182 237H183V236H181V238H182ZM256 237H257V234H256ZM13 238H14V237H13ZM97 238H98V239H95V240H97V241L100 242V239L102 238V236L99 235ZM99 238H100V239H99ZM128 238H129V237H128ZM257 238H258V237H257ZM257 238H256V239H257ZM261 238H263V237H261ZM24 239H25V238H24ZM24 239L22 240V238H21L22 241H24ZM26 239H27V238H26ZM108 239H109V238H108ZM110 239H111V238H110ZM115 239H117V238H115ZM119 239H121V238H119ZM135 239H136V238H135ZM153 239H154V238H153ZM12 240H13V239H12ZM131 240H132V239H131ZM145 240H146V239H145ZM178 240H179V239H178ZM183 240H184V238H183ZM183 240H182L181 242H183ZM206 240H207V239H206ZM224 240H225V239H224ZM26 241H28V240H26ZM44 241H45V240H44ZM90 241H91V240H90ZM97 241H96V242H97ZM102 241H103V239H102ZM104 241H105V240H104ZM110 241H112V240H110ZM133 241H134V240H133ZM136 241H137V240H135V242H136ZM19 242H21V241H18V242H16V243H18V245H19ZM37 242H38V241H37ZM45 242H46V241H45ZM53 242H54V241H53ZM53 242H51V243H53ZM96 242H95L94 244H96ZM130 242H131V241H130ZM22 243H24V242H22ZM29 243H30V242H29ZM31 243H32V242H31ZM31 243H30V244H31ZM39 243H40V242H38V244H39ZM48 243L50 244V241L47 242V244H48ZM54 243H55V242H54ZM97 243H98V242H97ZM100 243H101V242H100ZM105 243H106V241H105ZM105 243H101V246L104 245ZM110 243H111V242H110ZM110 243H108V244H110ZM113 243H114V242H113ZM137 243H138V241H137ZM185 243H186V242H185ZM185 243H183V244H185ZM213 243H214V242H213ZM13 244H14V243H13ZM55 244H56V243H55ZM83 244H84V243H83ZM111 244H112V243H111ZM151 244H153V242H151ZM96 245H97V247H98V245H100V244H96ZM105 245H106V244H105ZM105 245H104V246H105ZM119 245H120V244H119ZM139 245H140V243H139ZM147 245H148V244H147ZM21 246H22V245H21ZM55 246H56V245H55ZM104 246H103V247H104ZM109 246H111V245H108L107 247H109ZM126 246H127V245H126ZM126 246H125V247H126ZM140 246H141V245H140ZM190 246H191V245H190ZM208 246H209V245H208ZM16 247H18V246H15V245H14L15 250H16ZM19 247H20V246H19ZM47 247H49V245H47ZM93 247H94V245H93ZM99 247H100V246H99ZM107 247H106V249H107ZM141 247H142V246H141ZM192 247H193V246H192ZM206 247H207V246H206ZM12 248H13V247H12ZM110 248H111V247H110ZM115 248H116V247H115ZM123 248H124V247H123ZM126 248H127V247H126ZM146 248H147V246H146ZM249 248H250V247H249ZM18 249H19V248H18ZM64 249H65V248H64ZM124 249H125V248H124ZM148 249H149V248H148ZM174 249H175V248H174ZM176 249H177V247H176ZM256 249H257V248H256ZM13 250H14V249H13ZM49 250H50V249L48 248V251H49ZM65 250H67V248H66ZM92 250H93V249H92ZM92 250H91V248H90V251H92ZM95 250H96V249H95ZM97 250H98V249H97ZM109 250H111V249H109ZM113 250H114V249H113ZM115 250H116V249H115ZM146 250H147V249H146ZM171 250H172V249H171ZM63 251H64V250H63ZM68 251L70 252V250H68ZM98 251H99V250H98ZM120 251H122V250H120ZM154 251H156V250L154 249ZM158 251H159V250H158ZM158 251H157V252H158ZM217 251H218V249H217ZM250 251H251V250H250ZM13 252H14V251H13ZM66 252H67V251H66ZM72 252H73V251H72ZM96 252H97V251H96ZM102 252H103V251H102ZM114 252H115V251H114ZM150 252H151V251L149 250V253H150ZM152 252H153V251H152ZM152 252H151V253H152ZM238 252H239V251H238ZM241 252H242V251H241ZM14 253H15V252H14ZM46 253H47V252H46ZM94 253H95V251H94ZM94 253H93L92 255H94ZM112 253H113V252H112ZM117 253H120V252L117 251ZM122 253L124 254V251H123ZM164 253H165V252H164ZM18 254H19V253H18ZM50 254H51V253H50ZM95 254H97V253H95ZM99 254H100V252H99ZM123 254H122V255H123ZM125 254H127V253H125ZM125 254H124V255H125ZM169 254H170V253H169ZM182 254H183V253H182ZM191 254H192V253H191ZM196 254H197V253H196ZM51 255H52V254H51ZM100 255H101V254H100ZM115 255H116V253H115ZM122 255H121V256H122ZM127 255H128V254H127ZM143 255H144V254H143ZM149 255H150V254H149ZM225 255H226V254H225ZM49 256H50V255H49ZM90 256H91V255H90ZM133 256H134V255H133ZM165 256H166V255H165ZM179 256H180V255H179ZM200 256H201V255H200ZM226 256H227V255H226ZM116 257H117V256H116ZM116 257H114V258L116 259ZM118 257H119V256H118ZM153 257H155V256H153ZM158 257H159V256H158ZM166 257H167V256H166ZM183 257H184V256H183ZM187 257H189V256H187ZM230 257H231V256H230ZM230 257H229V259H230ZM262 257H263V256H262ZM262 257H261V258H262ZM68 258H69V257H68ZM124 258H126V257H124ZM127 258H128V257H127ZM133 258H134V257H133ZM133 258H132V259H133ZM135 258H136V255H135ZM135 258H134V261H135ZM161 258H162V257H161ZM167 258H168V257H167ZM179 258H180V257H179ZM246 258H247V257H246ZM47 259L49 260V258H47ZM118 259H119V258H118ZM120 259H121V258H120ZM122 259H123V258H122ZM137 259H138V258H137ZM137 259H136V260H137ZM157 259H158V258H157ZM164 259H165V258H164ZM170 259H171V258H170ZM180 259H181V258H180ZM185 259H186V258H185ZM190 259H191V258H190ZM190 259H189V260H190ZM201 259H202V258H201ZM204 259H205V258H204ZM116 260H117V259H116ZM125 260H126V259H125ZM128 260H129V259H128ZM128 260H126V261L128 262ZM143 260H144V258H143ZM167 260H168V259H167ZM167 260H166V261H167ZM175 260H176V259H175ZM211 260H212V259H211ZM46 261H47V260H46ZM122 261H123V260H122ZM126 261H125V262H126ZM129 261H130V260H129ZM139 261H140V260H139ZM141 261H142V260H141ZM141 261H140V262H141ZM144 261H145V260H144ZM214 261H215V260H214ZM76 262H77V260H76ZM136 262H137V261H136ZM182 262H183V261H182ZM182 262H181V263H182ZM219 262H220V261H219ZM25 263H26V262H25ZM81 263L83 264V261H82ZM108 263L111 264V263H113V262H111V263L108 262ZM123 263H124V262H123ZM144 263H145V262H144ZM200 263H201V262H200ZM20 264H21V263H20ZM120 264H122V262H121ZM131 264H132V263H131ZM135 264H136V263H135ZM142 264H143V263H142ZM146 264H148V263H146ZM196 264H197V263H196ZM241 264H242V263H241Z\"/></svg>", "mask_w": 264, "mask_h": 264}]
</instances>
